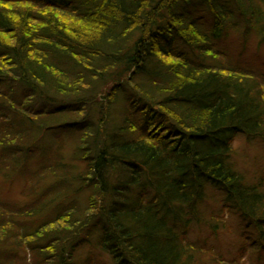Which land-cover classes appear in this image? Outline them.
<instances>
[{"label":"trees","instance_id":"obj_1","mask_svg":"<svg viewBox=\"0 0 264 264\" xmlns=\"http://www.w3.org/2000/svg\"><path fill=\"white\" fill-rule=\"evenodd\" d=\"M230 32L264 44V0H0V264H264L231 151L264 144V66Z\"/></svg>","mask_w":264,"mask_h":264},{"label":"rangeland","instance_id":"obj_2","mask_svg":"<svg viewBox=\"0 0 264 264\" xmlns=\"http://www.w3.org/2000/svg\"><path fill=\"white\" fill-rule=\"evenodd\" d=\"M224 43L223 47H226L232 55H239L243 60L252 62L256 65L262 64V66H264V44L256 45L255 41H250L246 44V47L242 52L240 37L238 36V33L232 32L228 33ZM231 151L232 160L238 166L239 170H244L246 174L252 176L260 175L264 170V144L260 140H247L243 135H237L232 143ZM15 189L16 188H12L8 193V196H16L17 192L14 194ZM213 206V201L209 200L204 208L207 209V211H210ZM234 222L235 220H233L232 223L228 220L229 225L234 224ZM232 226L233 228H231V231L230 228L228 230H223L217 235V237L209 241L212 245L213 251L218 255L223 256V259L226 261L237 258L238 250L243 242V240L240 239L241 236L238 227L234 225ZM206 235H208L207 229L200 227L198 229L197 227L194 228L191 233V237L197 241H199L198 239H201L202 236ZM85 254L86 249L82 250L77 255V259L79 261L83 260ZM241 259H243V257Z\"/></svg>","mask_w":264,"mask_h":264}]
</instances>
